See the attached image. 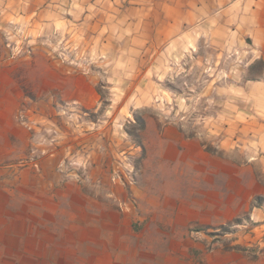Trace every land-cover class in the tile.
Returning a JSON list of instances; mask_svg holds the SVG:
<instances>
[{
    "label": "rangeland",
    "instance_id": "1",
    "mask_svg": "<svg viewBox=\"0 0 264 264\" xmlns=\"http://www.w3.org/2000/svg\"><path fill=\"white\" fill-rule=\"evenodd\" d=\"M162 1L0 0V68L14 69L30 134L2 180L30 197H87L90 230L119 216L151 258L162 230L167 260L175 248L184 264H264V52L243 28L257 0L196 15L188 3L170 39L168 21L152 19ZM80 76L94 107L63 99L64 80ZM175 130L208 157L179 144L187 160L158 162L148 144Z\"/></svg>",
    "mask_w": 264,
    "mask_h": 264
},
{
    "label": "crops",
    "instance_id": "2",
    "mask_svg": "<svg viewBox=\"0 0 264 264\" xmlns=\"http://www.w3.org/2000/svg\"><path fill=\"white\" fill-rule=\"evenodd\" d=\"M255 2L257 9L253 10L252 14L256 16V21L248 16L243 28H248L247 36L250 31L253 32L255 42L263 47L264 52V0ZM188 3L192 6L193 15L201 12L216 13L218 10L225 12L231 6L237 5L235 0H164L156 7L160 9L161 6L165 14L152 17L155 21H168V24L161 25L164 29V38H172L175 35L173 30L181 29L184 25L185 7ZM249 3L250 1L246 0L245 4ZM201 21L199 25L202 24ZM240 21L244 23V18ZM0 73L5 77L0 79L1 164L26 154L30 134L18 120L23 106L24 92L15 79L14 69L10 70L1 64ZM73 78H66L62 83L63 99L70 104L94 107L97 102L94 84L85 76L74 78L75 80ZM169 131L157 134V137L152 139V143L148 144L151 148L157 146L154 151L158 162L173 164L181 156L180 160L185 161L187 160L184 156L185 152L192 160H195L194 156L208 157L198 139L189 140L177 130L172 133ZM179 144L184 153H180L177 147ZM168 147L172 148L171 155H166L165 149ZM3 176L4 172L0 169V264H184L178 260L175 248L170 252L172 255L170 259L165 258L161 243L164 235L167 234L166 231L155 232L158 233L157 243L151 249L155 248L156 255H152L151 258L142 251L145 246L138 245L143 235L140 236L132 229H122L119 216H115L114 220L117 221L111 227L110 224L105 225L109 229L90 230L89 223L92 219L89 217L87 197L73 201V198L61 189L56 192V195L60 194L59 196L30 197L26 195L24 184L19 181L2 180ZM41 183L39 181L33 184L41 185ZM59 183L57 185H60ZM138 191L145 194V191ZM162 194L163 191L152 201L157 205L160 204ZM74 203L84 206L76 207L82 215L79 219L75 218L77 220L73 223L71 217ZM32 221L33 223H28Z\"/></svg>",
    "mask_w": 264,
    "mask_h": 264
}]
</instances>
